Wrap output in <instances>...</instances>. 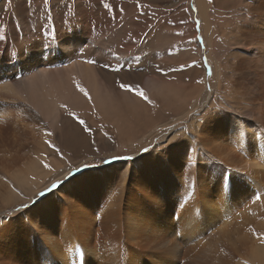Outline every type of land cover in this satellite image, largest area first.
Returning a JSON list of instances; mask_svg holds the SVG:
<instances>
[{
	"label": "rangeland",
	"instance_id": "obj_1",
	"mask_svg": "<svg viewBox=\"0 0 264 264\" xmlns=\"http://www.w3.org/2000/svg\"><path fill=\"white\" fill-rule=\"evenodd\" d=\"M248 1L0 0V177L3 162L18 168L45 157L60 165L37 204L74 181L85 197H101L98 190L145 170V181L165 188L157 190L158 203L169 204L162 209L181 210L187 195L173 174L197 153V130L216 113L206 108L218 97L219 61L220 96L232 93L235 29ZM30 205L2 212L0 203V214L14 221ZM235 210L213 225L200 220L197 244L210 264L224 232L243 222V208ZM175 237L190 240L179 229Z\"/></svg>",
	"mask_w": 264,
	"mask_h": 264
},
{
	"label": "bare ground",
	"instance_id": "obj_2",
	"mask_svg": "<svg viewBox=\"0 0 264 264\" xmlns=\"http://www.w3.org/2000/svg\"><path fill=\"white\" fill-rule=\"evenodd\" d=\"M200 14L208 27L202 9ZM243 19L235 29L238 61L232 67V93L220 96L219 61L214 84L218 97L210 96L206 108L216 113L197 130L199 154L188 159L186 168L179 164L173 174L176 188L187 195L178 202L183 208L162 209L168 203H158L157 190L165 188L145 181V170L109 184L108 196L100 189L101 197H85L74 181L32 204L40 189L62 175L49 177L60 165L45 157L18 168L3 162L2 212L31 205L14 221L0 214V264H207L197 244L200 220L213 225L222 221V211L239 207L243 222L224 232L215 264H237V258L238 264H264V0H249ZM209 43L212 51L210 36ZM217 113L223 114L214 118ZM200 201L205 212L198 215ZM177 229L181 238L190 240L179 241Z\"/></svg>",
	"mask_w": 264,
	"mask_h": 264
},
{
	"label": "snow or ice",
	"instance_id": "obj_3",
	"mask_svg": "<svg viewBox=\"0 0 264 264\" xmlns=\"http://www.w3.org/2000/svg\"><path fill=\"white\" fill-rule=\"evenodd\" d=\"M47 2H48V0H45V3H47ZM121 87H124V88H130L131 86H129V85H121ZM81 91H83V89H81ZM137 94H138V95H141V96L144 95L143 92H138ZM80 123L83 124L84 121L81 120ZM56 187H57V185L53 184V185H52V190H54ZM40 195L43 196V195H45V194H44V193H41Z\"/></svg>",
	"mask_w": 264,
	"mask_h": 264
}]
</instances>
